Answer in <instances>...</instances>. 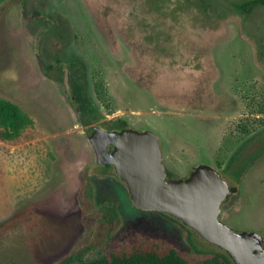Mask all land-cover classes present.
Returning a JSON list of instances; mask_svg holds the SVG:
<instances>
[{
	"label": "rangeland",
	"instance_id": "obj_1",
	"mask_svg": "<svg viewBox=\"0 0 264 264\" xmlns=\"http://www.w3.org/2000/svg\"><path fill=\"white\" fill-rule=\"evenodd\" d=\"M242 1L0 3V97L33 120L21 142L0 140V264H58L76 251L93 258L137 233L201 257L189 245L187 227L168 214L137 209L114 169L104 173L96 163L88 135L101 124L80 123L56 85L41 76L35 27L21 20L20 4L28 11L51 8L66 22L67 56L85 61L106 118L122 116L133 128L155 130L166 164L187 176L201 163L220 172L264 129V5L245 14L234 6ZM220 173L238 188L224 202L221 220L264 237V156L239 183ZM110 204L121 215L113 233L105 220ZM192 239L217 249L198 234Z\"/></svg>",
	"mask_w": 264,
	"mask_h": 264
},
{
	"label": "water",
	"instance_id": "obj_2",
	"mask_svg": "<svg viewBox=\"0 0 264 264\" xmlns=\"http://www.w3.org/2000/svg\"><path fill=\"white\" fill-rule=\"evenodd\" d=\"M88 140L96 163L113 166L137 209L168 214L226 252L234 264H264V237L255 231H236L221 220L223 203L238 188L212 165L201 163L187 176H171L160 137L151 129L109 131L94 125Z\"/></svg>",
	"mask_w": 264,
	"mask_h": 264
},
{
	"label": "trees",
	"instance_id": "obj_3",
	"mask_svg": "<svg viewBox=\"0 0 264 264\" xmlns=\"http://www.w3.org/2000/svg\"><path fill=\"white\" fill-rule=\"evenodd\" d=\"M2 1L4 0H0V3ZM260 5H264V0H244L234 3L235 8L245 14L251 13L255 7ZM76 64L79 67L71 71L73 75L71 87L74 89L77 100L82 103L80 109L83 123L101 121V126L108 130L127 127V121L121 116L104 120L102 111L92 102L89 93L84 88V83L87 81L85 63L77 59ZM31 126H33L32 118L18 104L0 97L1 141L21 142ZM263 156L264 129L253 134L238 147L220 172L229 176L235 183H239L250 167ZM102 168L104 173H107L112 166L102 165ZM174 177H177V173ZM105 209L108 231L113 233L121 223V215L114 204L107 205ZM169 217L183 227L185 226L175 218ZM187 232L189 245L193 251L201 254L200 258L191 259L174 242L166 238L137 233L117 240L106 252L96 257L86 258L80 251H76L63 258L58 264H234L228 254L219 248L207 250L197 246L192 239V235L196 233L189 227H187Z\"/></svg>",
	"mask_w": 264,
	"mask_h": 264
},
{
	"label": "flooded vegetation",
	"instance_id": "obj_4",
	"mask_svg": "<svg viewBox=\"0 0 264 264\" xmlns=\"http://www.w3.org/2000/svg\"><path fill=\"white\" fill-rule=\"evenodd\" d=\"M41 6L45 7L47 6V4L45 3L42 4ZM20 8H21V20L35 27V35L32 42V46H33V50L36 51L34 56L36 60V65L38 67L41 76L49 80L52 84L56 85V87L60 91V95L62 96V98L67 102V104L70 107L74 108L79 122L83 123V119L81 118V109H80L82 103L77 100V97L74 94V89L71 87L72 78H73L71 71L72 69L73 70L78 69L79 65L76 64L77 59H81L84 63L85 61L83 60V58L76 56L74 54H72L71 57L67 56V48H68L67 42L69 41L70 38L68 37V32L65 31L66 29L68 30L66 22H64L54 12H52L51 8L50 10L47 9L41 10V9L32 8L31 10L28 11L23 3L20 4ZM39 21H41V23L37 24ZM85 67H86L87 81L86 83H84V88H86L87 92L89 93L92 102L96 106H98L90 91V86H89L90 78L86 63H85ZM102 113L104 115V120H109L117 117V116H113L110 118H106L105 112L102 111ZM125 120L128 123L127 127H123L119 129H110V130H122L124 128H131L137 131L145 130V129L138 130L137 128H133L129 125L127 118H125ZM147 129H151V128H146V130ZM160 142H161V138H160ZM112 149L113 147L110 146L109 150L111 151ZM163 162L167 172L171 176L176 175L177 173L176 170L174 168L172 169L169 165L166 164L164 151H163Z\"/></svg>",
	"mask_w": 264,
	"mask_h": 264
}]
</instances>
